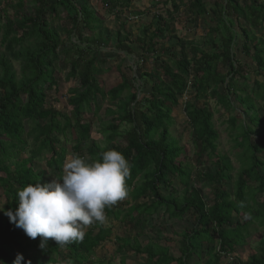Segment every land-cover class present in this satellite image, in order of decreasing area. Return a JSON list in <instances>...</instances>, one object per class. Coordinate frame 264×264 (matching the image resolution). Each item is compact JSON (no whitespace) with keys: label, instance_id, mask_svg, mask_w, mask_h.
Wrapping results in <instances>:
<instances>
[{"label":"trees","instance_id":"trees-1","mask_svg":"<svg viewBox=\"0 0 264 264\" xmlns=\"http://www.w3.org/2000/svg\"><path fill=\"white\" fill-rule=\"evenodd\" d=\"M100 1L117 18L129 11L132 2ZM169 1L164 13H154L155 21L142 27L138 57L152 60L153 67H139L141 86L118 65L119 81L103 89L95 72L106 63L96 56L100 40L94 41V48L93 41L83 39V30L94 32L103 27V20L87 0L79 5L75 0H0L3 207L15 211L17 192L28 184L48 183L46 174L51 179L62 177L67 156L62 139L66 143L67 135L78 141L71 155L85 156L81 143L90 139L91 122L83 114L92 112L94 116L106 101L104 113L109 119L99 131L109 147L87 145L85 152L91 162L100 159L102 152L117 150L131 165L128 198L106 209V220L112 217L120 230L114 238L115 253L145 255L149 264H220L223 255L245 242L249 224L258 223L264 230V118L258 114L259 103L264 110V33L258 37L253 33V29L264 30V0H162V4ZM180 16H186V24L198 20L211 23L201 43L178 37L173 45L165 46V40L174 39L172 24ZM58 18L60 26L54 25ZM61 34L66 35L69 47H63ZM239 37L243 39L240 51L254 65V97L246 93L248 85L232 49ZM128 39V34L116 33L115 47L132 53ZM57 68L66 69L65 78L76 82L68 90L62 111L46 104V91L58 83ZM238 76L245 79L243 83L237 81ZM140 90L144 94L138 99ZM188 90H192L193 100L180 105L179 99ZM206 99L214 100L225 112L237 110L246 116L239 120L230 114L227 121L233 147L240 150L235 152L240 168L233 182L227 155L216 153L219 134ZM178 107L190 129L197 166L206 156L212 167L205 171L197 168L195 175L198 183H210L208 199L191 184L193 167L181 159L183 147L171 135ZM28 140V155L19 159ZM44 154L49 155L44 158L46 168H34L35 160ZM245 215L248 219L242 221ZM186 218L192 227L181 233L179 256L169 254L167 243L149 242L140 247L138 239L155 229L156 222L166 225ZM105 225L88 227L82 241L60 246L49 239L41 249L40 237L29 238L1 211L0 262L12 264L17 254H22V264H88L113 233ZM229 264H264V238L258 251L244 262L232 258Z\"/></svg>","mask_w":264,"mask_h":264},{"label":"rangeland","instance_id":"rangeland-1","mask_svg":"<svg viewBox=\"0 0 264 264\" xmlns=\"http://www.w3.org/2000/svg\"><path fill=\"white\" fill-rule=\"evenodd\" d=\"M88 4L93 7V9L96 11L98 16L102 18L103 20V27L94 31L90 32L87 30H83V39H89L90 41H96V39L99 41L100 44L98 46V51L96 53L97 58L104 59L106 63L100 64L95 70L98 78L99 85L103 89H107L111 85L116 84L118 79V73L116 70V66L121 65L122 69L125 72H128L134 79H135V85L137 87L141 86V81L139 80V71L140 66L146 67L148 70L152 69L153 64L152 60L148 59L146 61H142L139 59L138 55L140 54L138 45L140 44L141 36H142V27L146 26L150 23V21H155L153 18L154 13H164L165 7H169L170 1L166 4H162V0H132L130 4L129 11H123V13L120 14V16L117 18L115 17L114 13L107 12L101 3L100 0H87ZM176 3H178L181 0H174ZM186 1V0H184ZM208 2H212L213 0H207ZM76 5H79L82 3V0H75ZM183 5V4H182ZM181 6V5H180ZM31 7L30 4H27L26 9H29ZM183 6L180 7L182 9ZM136 11L138 14H135ZM60 17H62L60 12ZM61 18H58L54 25L61 24ZM186 16H180L176 21L173 22V28L175 30L174 39L172 40H165V46L173 45L175 40L178 37H181L185 40L192 41L194 43H201L204 39V35L206 32V28L211 25L210 22L204 21V20H198L196 23H185ZM123 25V27L121 26ZM237 28V27H236ZM237 33L239 31L236 29ZM120 33L121 35H127L128 34V43L131 45L132 53L126 54L124 51L118 50L115 47L116 44V33ZM253 33L255 36H260L262 33H264V30H254ZM61 39L64 42L63 47H69V41L66 39L65 34H61ZM72 42H76L77 40L75 38L71 39ZM133 41L134 43H131L129 41ZM87 41V40H85ZM243 39L241 37L237 38L234 45H233V52L235 54L236 61L238 62V65L242 67V75L244 78H241V76L237 77V81L239 83H243L244 80L248 85V90H246L247 94L252 95L254 97L253 93L251 92L252 89V82L256 78L253 69L254 65L249 57H246L241 51V45H242ZM98 45V44H97ZM96 47V42H94V48ZM62 48V47H60ZM163 58H165L163 56ZM13 66L19 74L20 67L18 62H13ZM67 73L66 69L57 68L55 71V76L58 80V83L48 89L46 91V104L47 105H53V107L57 110L62 111L63 107L65 105V100L67 97L68 90L76 85V82L73 80H68L65 78ZM257 79H260L258 76ZM144 92L140 90L138 94V99H140L143 96ZM192 101V90H188L186 94H184L180 99L179 103L180 105H183L185 101ZM209 108L213 111V124L215 129L218 132V146L216 149V153L221 155H227L230 163L233 166V171L231 172V179L232 182L235 179L236 173L240 168V162L235 157V152L240 151L239 149H236L233 147L232 142V136H231V128L228 125V118L229 115H235L239 120L242 118L246 120V116L241 114L236 110L235 112H225L222 110L220 106H218L214 100L212 99H206L205 100ZM257 101V100H256ZM99 102V97H98ZM107 102L103 101L101 103V109L93 116L92 112H86L83 114L84 119L91 122V128H90V139L86 142H82L81 146L84 148L83 154L85 155L84 158L88 160V156L85 152V148L87 145H93V147L96 148H104L109 147L105 143V139L103 135L100 133V129L102 128V125L109 119L104 113V110L106 108ZM237 105V104H236ZM261 103L258 105V114L264 118V110L262 108H259ZM238 106V105H237ZM239 107V106H238ZM174 118H175V124L170 128L171 135L179 142V144L183 147V153L181 155V159L184 160V162L190 163L191 167H193L190 177H191V184L195 185L196 187H199L201 190V195L203 198L208 199L211 195V188L210 183L206 182H200L198 183L196 181V169L199 168L202 171L206 170V168H212L209 162L206 160V156H203L202 163L197 166L195 155H194V149L192 147L191 138H190V129L187 126L185 122V116L180 111V107L177 109L175 108ZM178 111V112H177ZM66 143L65 139H62V143H64V146L67 150V156H70L72 154V147L75 144H78V141L74 138L73 135H67L66 136ZM31 144V141L28 140L26 145H23L21 154L19 155V159H22L24 157H27L28 151L30 149L29 145ZM49 156L48 154H44L42 158H38L35 160L34 168L38 169H44V158ZM51 176L46 174L45 182H51L53 179L50 178ZM231 179L228 181V183H232ZM179 189H181V186H177ZM181 196V195H180ZM257 199H259V194L255 196ZM4 205V198L2 196V192L0 190V209L3 208ZM1 212V211H0ZM242 221L248 219V217L245 215L240 218ZM108 220V221H107ZM105 221L106 227L112 228V235L109 237V241L105 243L104 247L97 250L95 254L90 256L88 264H149L146 260L145 255H136L132 251H125L120 253H115V244H114V238L116 234L120 231L118 223L114 220H112V217L110 219H107ZM111 221L114 223L112 224ZM239 221V220H238ZM155 222V221H154ZM241 222V221H240ZM115 225V226H114ZM156 228L153 230H148V232L140 237L138 239L140 243V247H143L144 245L148 244L149 242H160L162 244L167 243L169 248V254L177 257L179 256L178 252V241L181 239V233L184 231L190 229L192 227L191 221L186 218L182 221H176L175 219L168 221V224H159L155 223ZM247 234L245 233V242L242 245L235 246V250L230 253L229 255H223L220 264H229L232 258H237L241 261H245L247 257L250 254L255 253L258 251V248L260 246V242H262V239L264 238V230L258 226V223H251L247 227ZM133 243V241L131 242ZM195 257V256H194ZM195 259V258H194ZM196 261V259H195ZM197 263V262H196ZM195 263V264H196ZM152 264V263H150Z\"/></svg>","mask_w":264,"mask_h":264},{"label":"clouds","instance_id":"clouds-1","mask_svg":"<svg viewBox=\"0 0 264 264\" xmlns=\"http://www.w3.org/2000/svg\"><path fill=\"white\" fill-rule=\"evenodd\" d=\"M130 167L117 150L102 152L100 159L91 162L70 155L60 179L28 184L17 192L15 211H5L4 207L0 211L29 238L40 237L41 249L49 239L60 246L82 241L88 227L106 221V209L128 198ZM23 260V255L17 254L12 264H22Z\"/></svg>","mask_w":264,"mask_h":264},{"label":"crops","instance_id":"crops-1","mask_svg":"<svg viewBox=\"0 0 264 264\" xmlns=\"http://www.w3.org/2000/svg\"><path fill=\"white\" fill-rule=\"evenodd\" d=\"M112 224H114V223L112 222Z\"/></svg>","mask_w":264,"mask_h":264}]
</instances>
